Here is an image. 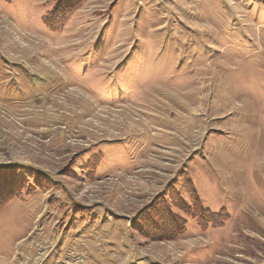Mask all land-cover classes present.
Here are the masks:
<instances>
[{
	"label": "rangeland",
	"instance_id": "1",
	"mask_svg": "<svg viewBox=\"0 0 264 264\" xmlns=\"http://www.w3.org/2000/svg\"><path fill=\"white\" fill-rule=\"evenodd\" d=\"M72 1L0 0V264H264V0Z\"/></svg>",
	"mask_w": 264,
	"mask_h": 264
},
{
	"label": "trees",
	"instance_id": "2",
	"mask_svg": "<svg viewBox=\"0 0 264 264\" xmlns=\"http://www.w3.org/2000/svg\"><path fill=\"white\" fill-rule=\"evenodd\" d=\"M83 0H74L72 2H69L68 4H65V8L63 11H61L59 14L54 13L55 15H59L60 19L63 20L65 19L66 16L69 15V13L75 9ZM60 22V20H59ZM9 177H6L5 182L3 181V183H0V209L8 204L13 198L19 196V193L22 191L23 187L25 186V183H20L17 180H14L15 174H9L7 175ZM2 178V177H1ZM5 179V178H4ZM3 187H8V190H3ZM195 195H192L191 199L194 202V205L192 208H189L184 202H180V206H176L183 214L187 215V216H191L193 218H198L200 219V226L202 228H205L207 226L208 223H210L211 221L209 219H204L203 218V211L200 208L197 200L194 198ZM166 215L170 218L173 217L174 215L170 212L169 208H166ZM170 220V219H169ZM168 221V220H167ZM173 221L170 220V222H172V225H175L174 228L176 230L173 231V233L171 232V237L172 238H176L179 235H182L183 231H184V221L179 220L178 217H173ZM173 229V227L171 228V230Z\"/></svg>",
	"mask_w": 264,
	"mask_h": 264
}]
</instances>
